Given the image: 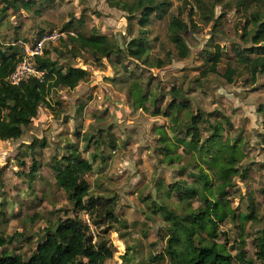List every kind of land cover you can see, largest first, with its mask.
<instances>
[{
    "label": "rangeland",
    "instance_id": "rangeland-1",
    "mask_svg": "<svg viewBox=\"0 0 264 264\" xmlns=\"http://www.w3.org/2000/svg\"><path fill=\"white\" fill-rule=\"evenodd\" d=\"M54 1L41 15L36 14L35 9L8 8L0 29V43L10 44L18 37L20 46L31 48L42 31L44 37L60 34L56 40L40 39L43 50L50 49L52 58L61 63L71 62L88 70L89 77L74 89L55 90L49 97L55 110L42 105L20 139H0V237L5 240L0 251L6 248L27 257L49 227L75 214L66 192L56 184L53 169L55 157L64 153L62 147L72 142L94 163L93 171L84 176L91 190L115 199L118 221L97 228L92 225L95 234L99 238L105 236L112 246L113 256L106 264H170L165 248L171 223L164 220L160 211L154 212L155 204L166 202L179 214L189 211V206L178 203L177 196L169 199L166 192L168 185L175 182H192L199 168L187 153L168 162L159 129L171 136L170 121L163 114L153 115L143 108L133 107L129 88L136 78L143 88L159 90L164 95L160 100L162 111L171 101L168 94L171 87L182 85L186 96L193 100L194 112L223 113L231 119L233 126H226L224 135L240 145L242 158L236 165L242 171L234 177L228 199L236 217L254 210L255 218L244 226V249L247 257L259 264L254 239L264 228V76H260L255 85L246 80L245 75L235 76L234 82H228L223 77L230 61L227 57L219 64L218 73L202 76L203 52L212 49L211 42L226 46L230 54L235 45H245L240 36L243 19L235 9L229 10L225 5L229 0L216 7V18L223 12L226 15L221 31L215 36L213 22L205 24L197 7L191 21L188 6L182 17L189 25L185 38L190 55L184 59L179 58L169 39L171 16L146 27L153 44L149 56L166 61L160 68L136 59H128L124 64L106 58L97 62L85 51L73 57L63 50L64 54L59 57L54 48H61L59 38L66 36L60 30L75 18L85 19V33L90 34L94 29L122 47L142 29L137 24L129 25L125 12L111 7L107 0ZM172 2L170 13L178 15L182 0ZM6 4L5 0H0V11ZM50 31L53 32L48 33ZM202 128L205 139L209 131L206 126ZM100 129L102 135L111 131L117 140L116 149H104V160L93 157L101 155V148L95 143L101 135ZM35 140L45 141L46 147H37L31 153L27 146ZM178 153H182V148ZM34 159L38 162V171L35 178L30 179ZM158 181L163 182L162 188ZM191 202L194 208L203 204L198 197ZM80 215L89 220L86 213ZM218 225L216 241L225 244L231 254H237L241 244L238 217L218 222ZM106 229L109 231L104 232ZM153 256L160 257L152 260Z\"/></svg>",
    "mask_w": 264,
    "mask_h": 264
},
{
    "label": "trees",
    "instance_id": "trees-1",
    "mask_svg": "<svg viewBox=\"0 0 264 264\" xmlns=\"http://www.w3.org/2000/svg\"><path fill=\"white\" fill-rule=\"evenodd\" d=\"M192 1L190 4L189 0H182L179 14L174 15L170 13L172 0H107L111 7L125 12L129 25L137 24L142 29L138 36L122 47L109 36L94 29L90 34L85 33V19L75 18L63 25L60 33L66 36L59 38L62 47L54 50L59 53V57L64 54L63 50L73 57L85 51L97 62L106 58L114 60L117 64H124L128 59H136L149 63L152 67H163L166 64L164 59H151L149 56L153 44L145 28L154 21H162L171 16L168 24L169 39L181 59L190 55L185 38L189 25L182 17L188 6L191 21L197 7L202 12L205 24L213 22V35L221 31L226 12L216 18L215 10L224 0ZM5 2L6 6L0 11V29L10 7L35 9L36 14L41 15L44 9L52 7L55 3L54 0ZM225 3L229 10L235 9L243 19L240 36L245 45H235L230 54L226 46L211 42L209 45L212 49H205L203 52L202 76L218 73L219 64L227 57L230 61L223 77L228 82H234L235 76L245 75V79L255 85L260 76H264V0H229ZM44 35L45 32H40L38 41ZM18 40L16 37L10 44L0 43V139L3 141L20 139L24 128L37 117L42 105L55 110L49 100L55 90L74 89L89 77L88 70L71 62L61 63L59 59H53L51 50L46 48L42 54L32 57L35 68L43 72L42 76L30 75L18 84H13L10 76L26 57L24 47L17 43ZM262 85L264 87V83ZM168 94L171 101L162 111L160 100L164 95L159 90L143 88L136 78L129 88L133 107L143 108L153 115L163 114L169 119L173 134L170 136L166 131L159 129L162 149L168 162H174L187 153L199 168L192 182H175L168 185L169 190L166 192L169 199L177 196L178 203L189 206V211L179 214L178 210H173L168 203L156 205L153 201L154 212L160 211L164 220L171 223V233L165 248L170 264H254L244 249V226L255 218L253 208L250 212L239 213L237 216L242 231L239 232L241 244L237 254H231L225 244H220L215 239L219 237L218 222L237 218L230 205L228 192L234 185V177L242 171L238 170L236 165L242 158V151L240 145L231 142L224 135L226 126H233L231 119L223 113L216 115L204 110L194 112L193 100L186 96L182 85L171 87ZM202 126H206L209 131V136L205 139L202 138ZM105 133L102 135L101 131V135L95 140L101 148V155L94 154V159L99 156L104 160L105 148H117V140L112 132ZM91 137L88 138L89 142ZM27 147L34 153L37 147H46V142L35 140ZM62 148L64 153L55 157L53 165L55 181L66 192L75 214L60 219L54 227H49L27 257L2 248L0 264H106L112 258L113 251L109 240L105 236L99 238L92 225L97 228L118 221L115 199L105 194L97 195L91 190V184L84 176L93 171L94 163L83 156L78 144L68 142ZM181 148L182 153H178ZM24 163L21 161V164ZM37 171L38 162L34 159L32 171L28 175L30 179L35 178ZM162 184L163 182L158 181L159 187L162 188ZM195 197L203 203L197 208L192 207L191 202ZM81 213H86L89 220L83 219ZM107 231L109 229L104 230ZM4 241V238L0 237V246ZM254 243L256 260L259 264H264V228L257 232ZM155 257L160 256H153L152 260H155Z\"/></svg>",
    "mask_w": 264,
    "mask_h": 264
},
{
    "label": "built area",
    "instance_id": "built-area-1",
    "mask_svg": "<svg viewBox=\"0 0 264 264\" xmlns=\"http://www.w3.org/2000/svg\"><path fill=\"white\" fill-rule=\"evenodd\" d=\"M59 35L60 34L53 33L45 36L43 39L56 40L59 37ZM23 47L26 52V57L23 59L22 62L18 64L15 71L10 76V81L13 84H18L21 80L28 78L30 75H37L41 77L43 74V72L38 71L35 68L34 62L32 61V57L34 55H40L43 53V40L34 44L31 48L25 46Z\"/></svg>",
    "mask_w": 264,
    "mask_h": 264
},
{
    "label": "water",
    "instance_id": "water-1",
    "mask_svg": "<svg viewBox=\"0 0 264 264\" xmlns=\"http://www.w3.org/2000/svg\"><path fill=\"white\" fill-rule=\"evenodd\" d=\"M264 44V43H263Z\"/></svg>",
    "mask_w": 264,
    "mask_h": 264
}]
</instances>
